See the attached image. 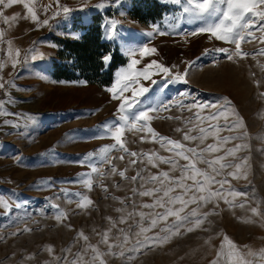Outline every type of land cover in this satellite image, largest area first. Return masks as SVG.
<instances>
[{"label": "rangeland", "instance_id": "rangeland-1", "mask_svg": "<svg viewBox=\"0 0 264 264\" xmlns=\"http://www.w3.org/2000/svg\"><path fill=\"white\" fill-rule=\"evenodd\" d=\"M83 3L88 6L80 10ZM99 3L101 0H60V4L75 10L67 17L61 13L52 19L56 11L55 0H38L40 18H48L49 25L37 27L30 20H20L9 28L0 22V29L7 31L6 39H11L13 46L21 49V62L13 69L8 62L7 45L0 43V62L7 64L0 75L15 85L0 90V100L5 101L4 110L15 114L0 116V200H7L12 205L11 210L0 206V264H68L74 253L84 252L88 243L98 245L103 251L106 246L99 243V234L109 228L113 241L122 236L120 229H124L134 243L141 222L138 213L162 211L159 208H143V204L153 202V197L139 195V192L159 185L145 183L139 178L133 182L130 178L140 172L146 179L151 174L169 171V165L160 164L158 168H153L146 157H131L118 146L108 153L110 162L102 159L103 154L99 150L114 144L103 125L118 119V102L111 99L107 88L82 81H56L51 76L52 61L58 50L52 38L79 40L92 24L94 16L98 18L102 40L114 44L127 59V63L114 73L112 84L116 73L129 63L124 46L134 35L132 47L147 44L158 50V54L144 57L138 68L156 59L169 67L176 65L175 70H187V83L171 84L162 92L158 91L159 85L154 86L149 97L180 99L184 104H218L223 97H227L243 117L249 134L246 140L224 145V148L245 142L249 145L238 152L233 161L238 163L241 158H248V179L233 180L228 177L235 190L247 192L245 208L229 207L219 201V208H215L218 214L209 216L202 228L189 233L185 231L188 226L185 224L181 227L183 234L173 237L169 243L162 246L153 243L138 252L125 249L123 257L118 254L106 256L107 264H209L223 235L239 246L264 247V221L253 217L256 222H243L252 215L248 206L259 204L264 210V96H261L264 93V68L261 67L264 56L255 55L253 58L264 45L259 40L244 42L242 49L249 56L230 61L227 54L217 49L233 50L234 45L217 40L208 33L192 35L206 23L215 22V18L201 22L189 21L185 17L177 23L173 17H180L182 5L164 3L163 0H121L119 5L113 2L104 8L95 7ZM48 4L53 6L45 13L41 9ZM2 10L7 16L24 14L20 5ZM142 17L144 23L137 19ZM113 20L118 22L117 35L115 39L108 40L105 39L106 26ZM170 24L176 27L173 29ZM154 26L169 34H157L153 31ZM149 32L153 35L149 36ZM260 35L257 31L256 36ZM33 56L36 58L33 59ZM153 78L160 80L159 76ZM255 81L260 82L259 86ZM144 83L146 86L150 84L149 81ZM5 91L10 93V97L5 95ZM212 111L215 109H205L202 115ZM193 112L170 106L169 111L152 113L156 118L148 123L160 135L180 140L181 133L175 129L184 127L188 119H194ZM5 120L10 123L4 124ZM220 123L223 124V120ZM233 134L227 131L220 133L221 136ZM141 136L146 137L143 142ZM124 139L131 152L171 155L159 143L151 141L146 131H126ZM213 142L211 137L206 141ZM88 153H93V156L85 159ZM120 156L124 159H119ZM132 159H137V163L131 164ZM184 163L180 161V164ZM113 166L118 171L126 169L125 177L118 172L113 174ZM94 167L99 171L93 172ZM199 167L206 166L200 164ZM179 174V171L170 172L171 176ZM89 179L91 188L85 183ZM227 188L228 185H225ZM84 197L91 199L93 204L86 208L78 207ZM243 199L237 198L236 203ZM214 203L197 210L201 213L212 211ZM196 207L189 205V209ZM117 209L123 211L118 212ZM61 212L66 214L67 219L58 221L56 216ZM129 213H133L130 218ZM121 217L127 223H119ZM112 222L116 223V227H112ZM142 223L147 226L149 221L145 219ZM205 228L208 230H203ZM80 232L89 237L87 242L79 237ZM156 232H159V227L148 235L153 236ZM160 235L164 233L160 232ZM48 246L53 248V253L47 251ZM127 247H132V243ZM90 256V252L86 253L85 259H90ZM129 256L133 259L129 260Z\"/></svg>", "mask_w": 264, "mask_h": 264}, {"label": "snow or ice", "instance_id": "snow-or-ice-1", "mask_svg": "<svg viewBox=\"0 0 264 264\" xmlns=\"http://www.w3.org/2000/svg\"><path fill=\"white\" fill-rule=\"evenodd\" d=\"M115 3L121 4V0H101V3L95 5L97 8H104L107 4ZM164 3H171L172 5H182L180 17H173L179 23L180 19L187 18L189 21L206 22L215 18V22L206 23L198 31H194L192 35L201 33H208L211 37L217 40L225 41L234 45V49L219 48L217 51L227 54L228 60L234 58L244 59L249 56V53L244 52L242 43L252 42V40H259L261 45H264V0H163ZM20 5L24 9V14L16 13L12 16L4 15L2 9L10 8L12 6ZM38 0H0V22L8 25L9 28L13 27L20 20H30L36 24L37 27L49 25V19L41 20L38 13ZM56 11L52 14V19H55L61 13L65 17L69 16L75 9L67 5L60 4V0H55ZM224 5V8L220 6ZM52 4L42 7L43 12H47L52 8ZM88 5L83 3L80 10H83ZM117 21H110L106 26L105 39L113 40L117 35ZM169 27L175 28V24H170ZM255 29V31L253 30ZM154 32L164 36L169 33L159 30L156 26L153 28ZM260 32L259 37L256 32ZM149 36L153 32L148 33ZM7 31L0 29V43L7 45V57L13 69L21 62V49L13 46L11 39H6ZM135 37L130 36L125 44L126 55L130 58L126 67L121 68L116 73V78L111 87L106 89L111 94V99L118 102L116 113L118 119L113 122H106L103 128L111 136L114 141L113 145L105 146L99 151L102 153V159L110 162L108 153H110L117 146L126 154L131 157H146L147 163L153 168H158L160 164H167L170 166L169 171H161L158 174H151L146 179L138 172L130 179L135 182L139 178L145 183L153 182L158 184V187L149 188L139 192L140 196L153 197L152 203H145L143 208L155 210L157 208L162 211H152L150 213L139 212L140 217L139 231L135 233L136 239L134 243L132 238L120 229L122 236L116 237L113 241L110 239L111 228L100 233V244L105 245L102 251L98 245L91 243L87 244L84 252L73 254V259L68 264H107L105 257L108 255L125 256V249L127 251H140L141 248L150 247L153 243H158L160 246L169 243L173 237L180 236L181 227L185 224L186 232H193L196 229L202 228L205 220L214 214L215 208H219V201L229 205V207L245 208L247 204V192L235 190L228 177L233 180L248 179V158L243 157L240 162L234 163L237 158V153L243 149H247L249 145L245 143L234 144L233 147L224 148V145L235 140H246L249 136L246 131V124L243 117L232 106V101L223 97L221 102L212 104L192 103L184 104L182 100H164L158 96L149 97V93L153 92V87L159 85L158 91L162 92L167 89L171 84L183 82L187 83L186 75L187 70L184 72L175 70L176 65L171 67L156 59L141 65L144 57L158 54L155 47H149L147 44L140 45L139 47H132ZM264 56V47H260L253 55ZM139 57V58H138ZM33 59L36 57L33 56ZM103 63L108 65L112 59L111 53L105 54L101 57ZM7 66L5 62H0V72ZM264 68V65H261ZM253 75H255L253 73ZM159 76L160 80L153 77ZM145 81H149L148 86ZM81 83L86 84V81ZM259 86V81H255ZM11 85L14 87V82L5 80L0 75V90H5L6 86ZM5 95L10 97V93L5 91ZM264 96V93H261ZM151 101V102H149ZM8 102H11L9 100ZM5 101L0 100V116L15 115L4 110ZM170 106H176L181 109H186L193 112V118L184 122V127H177L176 132L181 133V139H172L167 136H162L156 132L149 125V121L156 117L152 113L160 110L169 111ZM205 109H215L207 115H202ZM169 119H181V117H168ZM234 118V119H233ZM31 119V117H29ZM223 120V124L220 121ZM207 122V124H206ZM215 122V123H213ZM4 124H9L8 120L3 121ZM206 124V126H205ZM14 127L16 125H13ZM186 129V130H185ZM145 132L150 136L151 141L159 143L160 147L171 155L165 157L160 156L157 152L140 153L131 152L126 146L124 139L126 131ZM222 131L234 133L233 135L221 136ZM195 133V134H193ZM213 139V143H206L209 138ZM143 142L146 137L141 136ZM189 142V143H185ZM190 144L194 146H189ZM93 156V153H88L85 159ZM233 158L229 160L228 158ZM119 159L123 160L124 156ZM183 160L185 163L180 164ZM140 162H143L141 160ZM131 164H136L137 159L130 160ZM200 164L205 165V168L199 167ZM226 169L232 171L225 172ZM93 172H98L97 168L92 169ZM113 174H118L125 177V170H117L114 166L111 169ZM179 171L178 176H171L170 172ZM103 175V173H100ZM220 177V179H217ZM86 185L91 188V180L85 181ZM225 185L228 188L225 189ZM143 187V184L141 185ZM106 190V189H105ZM135 192L136 190L133 189ZM231 198V199H230ZM237 198H244L242 202L236 203ZM215 202V203H214ZM214 203L212 211L198 212V208ZM93 201L88 197H84L82 202L78 203V207L86 208L91 206ZM189 205H196V208L189 209ZM0 206L5 209L11 210L12 205L7 200H0ZM19 207V205H16ZM188 210V211H186ZM251 212V217L243 219L244 223H254L256 220L264 221V210H261L260 205L248 206ZM118 212L123 209H117ZM133 213H129V218ZM190 217H194L191 220ZM171 218V219H170ZM58 221L67 219L65 213L61 212L56 216ZM111 220V218H108ZM145 219L149 221L147 226L142 223ZM119 223H127L124 217L120 218ZM112 227H116V223L112 222ZM159 227V232L149 236L148 233L153 232V229ZM30 231V229H26ZM207 231L208 229H203ZM163 232L164 235H160ZM79 237L84 241H88L89 237L83 232H80ZM140 237H143L141 239ZM132 243V247H127ZM208 243V241H206ZM116 249H119L117 252ZM47 251L53 253L51 246L47 247ZM66 251L71 252V249ZM90 252V259H85V254ZM129 260L133 257H127ZM59 259V258H58ZM67 260V257L63 258ZM209 264H264V247L253 249L248 245L239 246L227 235H223L220 246L216 251L215 257L209 261Z\"/></svg>", "mask_w": 264, "mask_h": 264}, {"label": "trees", "instance_id": "trees-1", "mask_svg": "<svg viewBox=\"0 0 264 264\" xmlns=\"http://www.w3.org/2000/svg\"><path fill=\"white\" fill-rule=\"evenodd\" d=\"M137 19L141 23L145 22L143 17ZM97 21V16H94L92 24L79 40L52 38L58 48L51 67L54 80L86 81L87 84L102 88L111 86L114 73L127 63V59L114 44L102 40ZM109 53L112 59L105 65L101 57Z\"/></svg>", "mask_w": 264, "mask_h": 264}, {"label": "bare ground", "instance_id": "bare-ground-1", "mask_svg": "<svg viewBox=\"0 0 264 264\" xmlns=\"http://www.w3.org/2000/svg\"><path fill=\"white\" fill-rule=\"evenodd\" d=\"M33 76H34V74H33ZM35 77V76H34Z\"/></svg>", "mask_w": 264, "mask_h": 264}]
</instances>
